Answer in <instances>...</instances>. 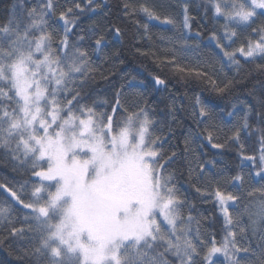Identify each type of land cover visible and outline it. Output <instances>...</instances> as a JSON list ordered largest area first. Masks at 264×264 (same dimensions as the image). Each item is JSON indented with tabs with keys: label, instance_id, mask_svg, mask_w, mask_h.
Masks as SVG:
<instances>
[{
	"label": "snow or ice",
	"instance_id": "obj_1",
	"mask_svg": "<svg viewBox=\"0 0 264 264\" xmlns=\"http://www.w3.org/2000/svg\"><path fill=\"white\" fill-rule=\"evenodd\" d=\"M100 7L95 0H16L0 21V161L23 178L0 183V244L14 246L24 264H264V91L243 109L233 105L223 126L198 95L187 109L173 97L170 120L156 119L144 94L123 86L110 100L82 103L103 76L91 56L104 38L95 37L90 53L83 36L71 37L79 16ZM196 7L210 23L207 43L199 30L192 34V0H181L178 15L130 0L121 12L141 39L153 40L152 21L166 27L157 50L140 54L185 85H205L222 98L239 83L225 68L238 73L243 61L264 73V0H200ZM137 13L148 23L134 20ZM153 81L167 87L159 75ZM185 111L194 131L180 151H166L176 113ZM205 142L217 150L236 145L233 173L201 159ZM181 165L190 181L212 186L220 240L185 214Z\"/></svg>",
	"mask_w": 264,
	"mask_h": 264
},
{
	"label": "trees",
	"instance_id": "obj_2",
	"mask_svg": "<svg viewBox=\"0 0 264 264\" xmlns=\"http://www.w3.org/2000/svg\"><path fill=\"white\" fill-rule=\"evenodd\" d=\"M15 2L16 0H0V21L9 15V9ZM77 2L83 4V0H77ZM130 2H146L158 13L170 12L177 15L180 13L181 0H130ZM71 3L72 0H61V6L65 4L71 6ZM95 3L101 7L95 12L85 10L79 16L78 26L71 37L75 39L76 36H83L82 47L88 49L90 53L94 47L95 37L103 35L104 38L101 50L91 56L94 65L100 68L103 76H97L84 90L85 99L82 103L90 104L94 100L98 102L105 99L110 100L112 93L123 86L126 93L142 92L148 106L153 109L156 119L170 120L167 114L169 107L173 104V97H175L176 104H182L187 109L192 97L198 95L202 101L212 106L215 113L214 119L223 126V122L230 119L227 113L234 111L233 105L236 106V110L243 109L244 104H254L256 98L264 91V73L257 71L253 64H246L243 61L238 73L235 69H224V73H227L229 78H235L239 82L238 86L227 96L221 98L202 84L185 85L166 69L160 70L154 62V57L140 54L157 50L154 46L158 44L156 35L165 33L166 27L161 26L159 22L152 21L149 23V29L153 40L141 39L136 25L121 12L122 0H95ZM199 3L200 0H192L191 15L195 17L192 21V34L195 35V32L199 30L203 33V42L207 43L210 23L201 18L202 10L196 7ZM134 20H138L141 24L148 23L143 13H137ZM56 27L59 28V25ZM117 27L121 29L120 35L113 31ZM217 70L219 71L218 65ZM154 75L166 79L167 87L155 85ZM220 76L222 77L223 73H220ZM129 84L133 85L131 89L128 87ZM253 91L254 95H251ZM237 114L242 115V112L237 111ZM176 116L178 122L171 124L174 135L167 137L164 142L166 151H180L183 138L189 132L194 131L195 126L186 111L177 112ZM164 135L167 136V131ZM249 143L246 142V147ZM197 151L203 152L202 160L214 159L220 167L226 168L225 175L233 173L239 163L235 144H229L224 150H217L205 142L203 148H197ZM221 151L222 155H218ZM179 172L182 174L177 176V187L182 199L186 201L185 214L190 211L191 215L201 220L202 227L207 232L215 233L216 239L220 240L224 234L223 216L211 195L212 186L204 182L190 181L185 166H179ZM21 179L23 178L16 175L7 163L0 161V183L9 182L11 186L12 183ZM196 187L201 188L200 193L195 190ZM5 195L0 189V200ZM17 215H23V213L18 211ZM18 255L14 246H10L7 242L0 244V264H24Z\"/></svg>",
	"mask_w": 264,
	"mask_h": 264
}]
</instances>
